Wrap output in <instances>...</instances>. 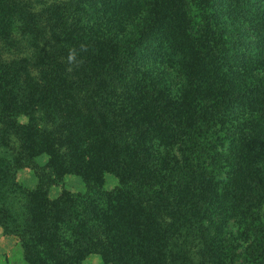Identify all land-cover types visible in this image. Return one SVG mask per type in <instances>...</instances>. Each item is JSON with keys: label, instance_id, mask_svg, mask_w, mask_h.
Returning a JSON list of instances; mask_svg holds the SVG:
<instances>
[{"label": "trees", "instance_id": "1", "mask_svg": "<svg viewBox=\"0 0 264 264\" xmlns=\"http://www.w3.org/2000/svg\"><path fill=\"white\" fill-rule=\"evenodd\" d=\"M129 1L0 0V127L41 171L4 211L26 264H264V0ZM66 173L85 190L52 198Z\"/></svg>", "mask_w": 264, "mask_h": 264}, {"label": "rangeland", "instance_id": "2", "mask_svg": "<svg viewBox=\"0 0 264 264\" xmlns=\"http://www.w3.org/2000/svg\"><path fill=\"white\" fill-rule=\"evenodd\" d=\"M27 1L30 2L29 4L35 10L54 2V0ZM125 6L127 7L123 8V12H129L132 18H146L147 9L144 7L143 0H131ZM17 34H20V32ZM68 113L69 112L64 110L62 113V118H69ZM18 120L25 124H28L30 121L29 117L26 115L19 116ZM3 130L4 129H1L0 127V171L10 168L11 173H16L15 182L17 185H12V182L10 181L7 184L0 182V264H26V237H29L31 233L24 237L14 233L15 229H13L11 225L6 224L5 215H7V213L4 211L5 209H8L17 213V219L21 217L22 205L26 200L24 188L28 191L37 190L40 187L41 178L39 173L41 174V171L37 168L35 169L33 167L25 166L23 162L19 163L21 160L19 158V153L21 150L20 142L15 135L6 134ZM81 133L82 138H85L86 133H84V131ZM47 160L48 156L46 154H41L38 156V161L40 164H45ZM83 164L86 166V172H88L87 167L91 166V164L88 161H85ZM83 177L84 176L82 174L78 173H66L63 183L53 180L52 185L50 186L51 197L62 199L65 196V189L74 192L85 190V182ZM105 178L106 187L108 188L115 186L118 182L114 174L106 173ZM19 188L23 189V191H21ZM7 218L10 217L8 216ZM231 227H233V229L238 233L239 228L236 226V223L231 222ZM237 240L240 242L239 251L242 253L243 249L248 244L246 242L248 239H241L238 237ZM102 260L101 254L93 253L86 256L83 264H100ZM237 264H242V260H240Z\"/></svg>", "mask_w": 264, "mask_h": 264}, {"label": "clouds", "instance_id": "3", "mask_svg": "<svg viewBox=\"0 0 264 264\" xmlns=\"http://www.w3.org/2000/svg\"><path fill=\"white\" fill-rule=\"evenodd\" d=\"M75 60V53L74 52H70L69 56H68V61L71 63Z\"/></svg>", "mask_w": 264, "mask_h": 264}]
</instances>
